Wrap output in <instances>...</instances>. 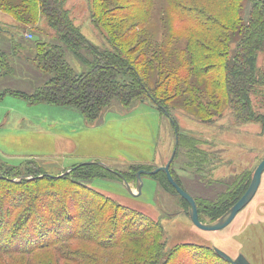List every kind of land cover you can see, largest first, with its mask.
<instances>
[{
  "label": "trees",
  "instance_id": "16d2710c",
  "mask_svg": "<svg viewBox=\"0 0 264 264\" xmlns=\"http://www.w3.org/2000/svg\"><path fill=\"white\" fill-rule=\"evenodd\" d=\"M153 1L91 0L94 26L106 39L105 46H99L74 24L66 0H0V11L13 14L23 27L18 38L6 34L0 48V101L12 96L30 106L76 109L88 122L113 106L151 101L170 118L178 147L182 139L175 110L202 123L231 110L239 124H264V112L254 109V103L264 106V72L258 67L264 51V0H210L224 5L223 10L219 7L222 17L195 1L165 0L176 27L193 32L183 41L166 32L160 44L145 29L157 15ZM116 19L133 23L123 37L115 36L108 25ZM41 20L54 34L43 40L29 33L32 39H25L26 31L34 30L29 26ZM5 32L0 27V34ZM132 34L139 35L134 46L141 53L136 57L123 48ZM196 81L207 84L201 87ZM198 146V141L189 145L195 150ZM197 154L195 165L208 164L207 153ZM172 165L174 180L188 192ZM36 168L23 174L20 167L0 159V264L22 255L27 257L24 264H170L182 248L166 249L160 221H149L91 187L94 179L112 174L97 162L61 175ZM154 176L173 188L163 172ZM250 182L243 174L218 183L221 190L214 200L193 196L200 220L215 222L224 216ZM192 248L191 255L186 248L191 262L211 264L215 256L220 258L215 249L209 255L204 247ZM101 254L108 259L102 260Z\"/></svg>",
  "mask_w": 264,
  "mask_h": 264
},
{
  "label": "rangeland",
  "instance_id": "374dc122",
  "mask_svg": "<svg viewBox=\"0 0 264 264\" xmlns=\"http://www.w3.org/2000/svg\"><path fill=\"white\" fill-rule=\"evenodd\" d=\"M90 1L66 0V8L74 24L87 39L96 45L105 46L104 33L94 26L97 19ZM189 1H195L219 17L223 16L219 7L223 10L224 5L220 1L218 5L210 0ZM152 6L157 15L145 29L155 39L154 43L160 44L161 36L166 32L174 34L179 41L192 34L191 28L176 27L177 22L165 0H155ZM108 25L114 29L115 36L123 37L133 23L116 19ZM0 27L6 31L0 34V48L6 44V34L8 37L14 34L17 38L22 35L21 23L6 10L0 11ZM29 27L34 30L24 32L25 39H31L27 36L29 33L43 40L54 34L42 20ZM138 41L139 35L127 36L124 50L133 51L136 57L141 53L134 46ZM258 67L264 72V51L258 56ZM196 83L201 87L207 84L204 81ZM254 106L256 112H264L262 104L254 103ZM173 115L180 129L182 144L177 146L172 170L192 196L214 200L215 194L221 190L215 189L218 183L227 184L243 174L249 175L252 181L256 168L264 160L263 123L239 124L231 110L210 123H202L179 110L173 111ZM176 141L177 135L170 118L147 102L129 108L113 106L97 121L88 122L76 109L30 106L24 100L12 96L0 101V159L11 166L20 167L23 174L42 167L46 173L61 175L77 165L102 163L112 174L107 178L94 179L91 187L105 199L136 210L149 221H160L165 232L166 249L182 247L170 264H201L202 259L194 263L187 258L186 248H190L191 255L192 246L204 247L209 255H213L214 249L218 248L233 259L242 254L252 264H264V174L253 201L229 226L219 231L198 229L190 220V206L169 184L160 181L159 176L143 175L139 196L128 191L126 183L118 174L131 185L133 193L138 194L136 174L140 170L152 171L166 166ZM192 141L199 142V150L189 147ZM200 151L209 155L208 164L195 165ZM204 222L214 223L208 218H204ZM81 245L84 249L94 250ZM195 252L197 254L196 248ZM100 257L107 260L109 256L101 254ZM26 259L22 255L11 257L8 261L10 264H24ZM211 264L226 262L215 256Z\"/></svg>",
  "mask_w": 264,
  "mask_h": 264
},
{
  "label": "water",
  "instance_id": "95a60500",
  "mask_svg": "<svg viewBox=\"0 0 264 264\" xmlns=\"http://www.w3.org/2000/svg\"><path fill=\"white\" fill-rule=\"evenodd\" d=\"M147 102L150 106L154 107L157 109V107L152 104L151 101H145ZM177 146H178V136H177V141H176V147L173 151V154L169 160V162L166 164V166L155 168L152 171H146V170H140L137 174L136 177L138 179V194L133 193V190L131 188V185L125 180L120 174L118 176L126 183L128 191L134 195V196H139L141 195L142 192V187H143V180L142 177L143 175H149V176H154L157 175L160 172H163L170 185L175 189L176 193L183 199L185 200L189 206H190V220L192 223L200 230L206 231V232H211V231H219L224 229L225 227L229 226L233 220L236 218V216L242 212L254 199L256 196L261 183H262V177L264 174V160L258 165V167L255 170V173L253 175L251 184L246 191V193L241 197V199L224 215L222 216L217 222L211 223V224H206L203 223L200 220L199 216V211L197 207V203L194 199V197L189 194L187 191H185L182 187H180L176 181L174 180L172 174H171V165L174 161V158L176 156L177 152ZM102 167H104L107 170H110L106 165H103L102 163H98ZM72 168L67 170L64 174H68ZM0 177H2V174L0 173ZM25 178V177H24ZM216 254L226 262L230 264H252L244 255H239L236 259H233L230 255H228L226 252L215 248Z\"/></svg>",
  "mask_w": 264,
  "mask_h": 264
},
{
  "label": "flooded vegetation",
  "instance_id": "af4514ba",
  "mask_svg": "<svg viewBox=\"0 0 264 264\" xmlns=\"http://www.w3.org/2000/svg\"><path fill=\"white\" fill-rule=\"evenodd\" d=\"M250 184H251V182H250ZM249 186H250V185H249ZM248 188H249V187H248ZM215 189H216V190H219V186H216ZM247 190H248V189H247ZM245 193H246V192H245ZM215 195H217V193H216ZM215 198H216V197H215ZM254 198H255V197H254ZM252 201H253V200H252ZM197 207H198V205H197ZM198 211H199V210H198Z\"/></svg>",
  "mask_w": 264,
  "mask_h": 264
},
{
  "label": "built area",
  "instance_id": "2783aa9c",
  "mask_svg": "<svg viewBox=\"0 0 264 264\" xmlns=\"http://www.w3.org/2000/svg\"><path fill=\"white\" fill-rule=\"evenodd\" d=\"M28 36V38H31L32 39V36H30V35H27Z\"/></svg>",
  "mask_w": 264,
  "mask_h": 264
}]
</instances>
